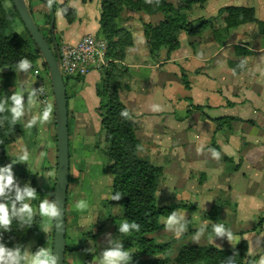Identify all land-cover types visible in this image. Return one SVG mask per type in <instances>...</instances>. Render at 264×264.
I'll return each instance as SVG.
<instances>
[{
	"label": "crops",
	"instance_id": "0c3cea01",
	"mask_svg": "<svg viewBox=\"0 0 264 264\" xmlns=\"http://www.w3.org/2000/svg\"><path fill=\"white\" fill-rule=\"evenodd\" d=\"M57 1L75 9V20L67 23L60 9L53 8L51 35L70 44L84 35L103 38L100 0ZM166 1L175 5L186 0ZM26 3L39 15L40 24L35 23L44 30L43 0ZM228 6L253 8L258 23L246 22L224 31L220 10ZM188 19L193 24L207 21L218 32L212 36L208 26L198 36L181 31L175 50L162 47L153 54L146 46L143 25L157 24L159 17L128 8L119 14L116 24L130 33L132 44L123 50L121 62L127 69L124 83L128 89L118 90V98L130 113L139 156L161 168L157 204L192 205L191 211L177 209L185 218L180 231L187 224L195 227L182 240L190 244L196 238L194 243L199 244L208 238V244L219 248L244 241L248 255L256 257L254 264H264V0H198ZM101 68H91L84 77L66 82L65 264L117 263L111 222L106 221L95 238L85 236L105 219L103 202L112 193L107 157L96 147L101 140L96 110ZM219 118L229 121L219 125ZM38 119L30 116L23 124V137H28L27 128H31L32 144L17 148L18 155L33 159L31 166L22 163L26 168L37 173L44 169L55 178V126L44 119L42 135ZM212 209L219 211L223 225L203 216ZM260 219V227L254 229ZM169 222L173 225L167 223L164 229L178 227L175 221ZM210 225L214 229L207 228Z\"/></svg>",
	"mask_w": 264,
	"mask_h": 264
},
{
	"label": "trees",
	"instance_id": "16d2710c",
	"mask_svg": "<svg viewBox=\"0 0 264 264\" xmlns=\"http://www.w3.org/2000/svg\"><path fill=\"white\" fill-rule=\"evenodd\" d=\"M197 1L186 0L175 5L166 0H100L99 3V31L106 41V57L110 61L100 69L101 80L96 88V110L101 134L100 143L96 147L106 155L108 168L113 176L112 193L104 205L108 213L103 221L111 222L116 231V264L167 263V257L159 258L155 255L163 253L170 243H156L152 234L164 226L161 223L162 217H174L173 211L177 207L156 203L155 192L161 177V168L139 156V142L130 123V113L118 98V90L128 89L124 83L127 69L121 62L124 57L123 50L131 46L132 38L127 30L117 26L116 19L125 8L160 17L157 24L143 25L145 43L150 53L154 54L162 47L170 52L179 46L178 35L181 31L187 35L198 36L208 26L212 36L218 32V27L207 21L200 20L193 24L188 19ZM43 2L47 7H58L67 23L75 20V9L66 2ZM28 8L31 13V7ZM220 11L223 13L221 26L224 31L246 22L258 23L251 7L228 6ZM43 16L44 24L48 25L47 34L45 29H38L50 45V10ZM16 20H19L22 30H19ZM55 41L58 46L56 38ZM39 58L38 50L21 23L11 0H0V264H23L32 234L37 236L33 248L36 259L40 264H49L50 259L44 258L42 253L44 237L39 230L40 209L34 198L47 194L53 200L54 184L45 188L38 186L34 174L21 165L18 158L7 153V146L14 141V135L23 131L21 110L26 103L25 97L17 95L11 84L12 70L22 64L33 67ZM67 80L68 78L64 79L65 86ZM227 121V118L217 119L219 125ZM26 198L31 200L24 203ZM114 207L119 210L120 215L112 213ZM180 207L184 205L181 204ZM208 216L214 220L212 212ZM104 222L92 226L85 236H98ZM261 222L262 219L254 229L259 228ZM207 228L214 229V226ZM255 259L256 257L248 255L243 241L232 249L211 244L182 245L173 261L177 264H251Z\"/></svg>",
	"mask_w": 264,
	"mask_h": 264
},
{
	"label": "rangeland",
	"instance_id": "374dc122",
	"mask_svg": "<svg viewBox=\"0 0 264 264\" xmlns=\"http://www.w3.org/2000/svg\"><path fill=\"white\" fill-rule=\"evenodd\" d=\"M26 1L28 2V4H30L34 0H26ZM43 5L45 7V11L48 12L49 10H48V7L46 6V4L43 3ZM32 16L34 18V21L37 24L38 23L40 24L41 19H40L39 15L36 13V11H33V7H32ZM159 19H160V17H159ZM16 24H17L19 30H22V27L20 25L19 20H16ZM47 29H48V25L45 24V30L44 31L46 34H47V31H46ZM56 39H57L58 44L60 45L61 44L60 39L58 37H56ZM50 45H51V47L53 46L52 44H50ZM106 63L102 67L106 66L107 65ZM39 76L46 81L47 90H49V92H50L47 70H46L45 66L43 67V62H42L41 57L36 61V64L33 67H31L28 64H22L19 66H15L12 70V79H11L12 83L11 84L14 87L16 94L22 95L26 99L25 106L21 110V123H22V125L27 122V120L29 119L30 116H32L33 118H39L36 121V124H37V129L40 130V132H41L42 131V121L44 119L50 120V124L54 123V106H53L52 94H51V100H50L48 106L46 107L45 112L41 109V103H39L38 99L35 98L33 91H34V86L37 83V78ZM67 78H75V77H65V79H67ZM28 129L31 130V128H27V131H28L27 133L29 134L28 137L27 136L23 137V131L14 135V141L7 146V153L11 157L18 158L21 165H23L24 162L26 161V165L31 166L33 159L31 157H29V155L27 157L23 158L24 160L20 159L21 156L18 155V149H17L19 147H20V149L23 148L24 145L28 142L31 143V139H29V138H31V136L33 134ZM40 134L44 135V132L42 131V133H40ZM29 170L34 174L38 186L45 188V187L50 186L51 184H54V176L52 177V175L50 174L48 177V174H46V170L42 169L43 171L41 170V172H38V173L31 170V169H29ZM30 200H31V198H26V199H24V203H28ZM34 200L36 201V206L38 207V209H40V211H38V214H39L40 219H41V223L39 225V230L44 237V244L42 246V253H43L44 258L49 259L50 254H51V242H52V236H53V200L50 199V197L47 194L40 197V198L36 197V198H34ZM46 204H48V205L46 206ZM103 204L106 205L105 200H104ZM173 205H177V204H173ZM180 205H177V207L174 209V211H173L174 217H162L161 218V223L164 226L152 234V237L156 243H163V242L170 243V246H168L163 253L155 255V257H159V258H166L167 257L169 261L165 264H177L173 261V259L177 255V253H178V251L182 245H188V246H207V245H209L208 244V238L204 239L203 241H200L199 244L194 243V242H196V240H198L196 238H194V239L191 238L190 244L185 243L186 241L184 242L182 240L186 235L190 234V232L192 230H195V227L192 226L194 224H187L186 227H184V230L180 231L182 229L181 226L184 224L182 222V220L185 219V218H181L179 216V214L177 213V209L180 207ZM182 205H184L185 209H189V210H190L189 207H192V205H185V204H182ZM166 206H171V205H166ZM106 211H107V208H106ZM209 212L210 213L212 212V216L214 217V220H216L218 223H220V225L224 224L223 221L220 220L221 219L220 213L217 209H212ZM209 212L205 213L203 216L209 217L207 215V214H209ZM112 213L114 215H120L119 210L116 207H114L112 209ZM106 216H107V214H106ZM199 216L202 217V215H199ZM210 220H212V219L210 218ZM169 221H175L174 224L175 225L177 224L178 227L177 228L175 227L174 229H169V230L164 229L167 223L168 224L171 223ZM105 223L106 222H104L103 225H105ZM169 225L171 226L173 224H169ZM163 229H164V231H163ZM115 233H116V231H115ZM203 233H205V232H203ZM204 235H206V233ZM36 240H37V236L32 234L29 238V241H28V244L26 247L25 261L23 264H40V261L36 259L35 255L33 253V248L36 245ZM117 240H118V238H117ZM239 244L232 245V246L224 245V247H221V248L232 249V248L237 247ZM117 260H118V258H117ZM251 264H254V261Z\"/></svg>",
	"mask_w": 264,
	"mask_h": 264
},
{
	"label": "water",
	"instance_id": "95a60500",
	"mask_svg": "<svg viewBox=\"0 0 264 264\" xmlns=\"http://www.w3.org/2000/svg\"><path fill=\"white\" fill-rule=\"evenodd\" d=\"M44 1V0H43ZM25 30L36 46L43 65L46 67L49 87L53 98L54 126L56 140V173L53 191V236L49 264H65V205L69 183L68 153V111L64 78L59 68L57 43L53 34L52 47L38 29L26 0H11ZM51 14L50 30L53 31V7L49 5Z\"/></svg>",
	"mask_w": 264,
	"mask_h": 264
},
{
	"label": "built area",
	"instance_id": "2783aa9c",
	"mask_svg": "<svg viewBox=\"0 0 264 264\" xmlns=\"http://www.w3.org/2000/svg\"><path fill=\"white\" fill-rule=\"evenodd\" d=\"M106 41L94 35H84L74 44L62 42L57 46L59 68L62 77H83L91 68H100L106 62ZM34 96L45 112L51 100V91L40 76L34 86Z\"/></svg>",
	"mask_w": 264,
	"mask_h": 264
}]
</instances>
